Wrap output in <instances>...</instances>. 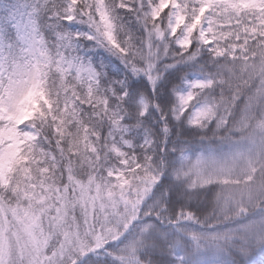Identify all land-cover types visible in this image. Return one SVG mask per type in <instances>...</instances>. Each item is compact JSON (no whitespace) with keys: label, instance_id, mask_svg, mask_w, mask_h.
<instances>
[{"label":"snow or ice","instance_id":"6c2138e0","mask_svg":"<svg viewBox=\"0 0 264 264\" xmlns=\"http://www.w3.org/2000/svg\"><path fill=\"white\" fill-rule=\"evenodd\" d=\"M0 264H264V0H0Z\"/></svg>","mask_w":264,"mask_h":264}]
</instances>
